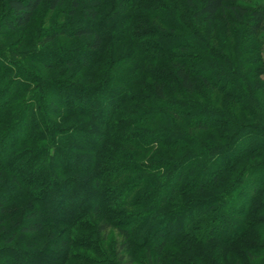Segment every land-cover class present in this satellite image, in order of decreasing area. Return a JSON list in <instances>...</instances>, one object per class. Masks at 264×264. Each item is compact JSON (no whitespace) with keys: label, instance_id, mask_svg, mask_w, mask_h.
I'll use <instances>...</instances> for the list:
<instances>
[{"label":"trees","instance_id":"obj_1","mask_svg":"<svg viewBox=\"0 0 264 264\" xmlns=\"http://www.w3.org/2000/svg\"><path fill=\"white\" fill-rule=\"evenodd\" d=\"M43 1L5 0L3 29L15 33L29 26ZM65 1L46 0L47 9ZM173 1L179 12L175 5L160 6L156 17L152 10L144 14L143 27L130 17L127 25L116 22L110 30L94 23L100 0H68L67 16L80 14L81 21L44 37L45 44L62 35L91 37L76 60L60 61L88 68L99 63L103 44L130 42L134 73L146 58L164 65L158 71L142 68L147 81L139 92L133 91L139 78L129 74L86 91L68 86L69 102L51 99L42 109H34V97L29 105H12L11 88L0 99L5 113L0 126H6L0 130V264H56L55 254L24 249L20 237L45 227L89 232L87 216L116 231L119 249L129 257L142 252L145 264H163L157 257L152 263L150 253L176 246L195 264H264V60L249 62L243 42L245 35L259 42L264 4L202 0L193 8L196 0ZM126 7L109 8L111 21ZM226 11L246 16L244 34L230 32L227 23L216 27L217 15ZM149 25L160 31L148 30ZM127 28L140 31L135 40ZM69 118H75L70 127L57 125ZM39 141V148L10 157ZM66 147L84 159L75 160ZM61 243L54 250L72 259L67 240ZM74 245L94 250L85 238ZM113 249L105 256L118 264L122 258Z\"/></svg>","mask_w":264,"mask_h":264},{"label":"rangeland","instance_id":"obj_2","mask_svg":"<svg viewBox=\"0 0 264 264\" xmlns=\"http://www.w3.org/2000/svg\"><path fill=\"white\" fill-rule=\"evenodd\" d=\"M201 1L202 0H196L194 2L193 8H196L197 5L201 3ZM234 3L243 7H250L258 3L264 4V0H234ZM119 4L127 6L125 14L122 17L116 18L115 21H111L114 12L112 10L109 11V8H112L113 5ZM98 5L100 8H102V10L94 23L101 24L110 30L113 28L116 22H121L120 24L124 23L127 25L126 21H128L130 17L134 18L136 25L138 24L139 26L143 27L144 25L142 23L146 22L144 19L146 18L144 14L147 11L152 10L155 13L158 12V14L153 15L156 17L159 15L158 8L160 6L173 7L175 5V8H179V6L175 4L173 0H100ZM86 6L93 5L88 3ZM67 7L68 0H66L63 5L59 6L55 10L50 11L47 9V2L45 0L35 12L32 22L29 26L17 30L15 33H10L9 31L4 30L2 27L3 25L1 23V19L7 13L8 8L5 0H0V99L2 97L5 98V95L8 94L6 93V90L11 88L9 90H12L13 93V99L10 101L12 105L16 106L20 105L21 103H26L29 105L34 97V109L37 107L42 109V107H45L49 104L51 99L55 102H61L63 99L66 101L67 99L66 102H69L70 96L69 93H66L69 90L67 89L68 86H78L80 90L86 91L88 88L95 87L92 85H99L106 79H112L114 81L117 80V78L125 79V76L129 74H135L134 77L139 78V83L135 82L138 86L133 89V91L136 93L139 92V88L145 85L147 81V77H142V68H150L151 71H155L156 69L162 68L164 66H156L152 61H148L146 58L143 62L138 64L139 66H143H140L142 68L138 74L134 73V70L137 67H132L129 65V63L131 64V62L134 60V56L130 54V52H133L134 50L130 42L124 44H114L108 42L103 44V55L99 59V63L95 66L93 65L88 68L79 67L78 65H64V63L60 62L62 59L69 58L76 60V53L84 51L85 45H87L92 40L91 37L70 39L62 35L56 37L49 43H44V37L50 31H64L68 23H71L72 21H81L80 14L73 18L68 17L66 13L68 9ZM93 8L96 10L95 6H93ZM178 8L177 11L179 12V9L181 10V8ZM245 17L246 16H233L231 12L226 11L217 15L215 25L216 27L221 28L223 24L227 23V28L230 32L241 35L243 32H245L246 28L245 23L247 21H245ZM149 20V22H151V19ZM154 20L155 22L158 21H156V19ZM161 20H163V18H161ZM158 28L155 25L154 27L152 26L147 29L158 32L160 31ZM126 32L134 35L132 40H135L136 36L140 34V31L136 28H127ZM176 35H179V33H176ZM113 36L115 37L116 35L113 34ZM256 39L259 40V42H254L251 37H246V35L243 37L244 48L247 51V59L249 62L256 61L261 56L264 60V24L263 30L257 33ZM116 40H118V36ZM122 40L128 41V38L123 37ZM211 48L218 52L217 48ZM112 66L114 67L112 68ZM154 66L156 68H154ZM199 66L201 65H195L194 67L198 68ZM53 88L56 91L65 90L66 94L63 95L64 98H62V95H58L55 92L52 93ZM82 98V101H90V99L94 100V98L91 97L82 96ZM217 99H219V97H217ZM68 107H71V105ZM36 110H34V113L39 112V110ZM4 114L5 113H0V119H2ZM74 120L75 118H69L64 122L60 121L57 125L70 127L72 124H74ZM5 128L6 126L4 125L0 126V130H4ZM42 144L43 143L39 141L32 145L23 146L12 152L10 157L15 155L16 152L28 148H39L42 146ZM65 149L69 150L68 154L75 156H73L75 160L84 159L83 155L73 151L71 147H66ZM64 161L65 159H60V162H62L61 165L65 164ZM140 163L141 166H146V164L148 165L147 162ZM70 164L73 165V162L71 161ZM77 167L81 168L82 166L81 164H77ZM69 174L71 175L66 174V177L74 176L72 174H75V172ZM87 223H89L90 227L92 228V230L89 232L84 230V228H79L78 231H71L70 229L65 228L56 229L53 227H45L41 233L31 236H21L20 241L23 243L24 249L29 247L30 251H43L52 257L55 254L53 260L56 264H99V262H109L110 264H115L113 259H108L107 256H105L108 251L111 252V249L114 247L115 249L113 250L115 256L118 252L119 256L122 258V261L118 264H145L146 258L142 252L132 251L134 257H129L126 253L120 251L119 246L120 243H122V238L116 231L107 227L106 224H103L101 219L94 218L93 216H87L85 224ZM93 225H95V227ZM96 227L98 229L100 228L101 232H97ZM97 236H99L98 240ZM83 238L87 239L93 244L94 250L86 251L85 249L79 247L74 248V242H76L78 239L82 240ZM65 240L68 242L67 249H69L73 254L72 256H74L72 259L70 257L68 258L67 255H65V252H60V250H54L53 248L57 245L56 242L63 243ZM27 242H34L37 244V246L35 248H31ZM150 257L152 263L154 258L157 257L163 264H179L183 261L187 264H190V262L194 263L195 261L194 257H192L191 254L187 253L180 246L168 247L159 254L150 253ZM211 260L214 262L213 258H211Z\"/></svg>","mask_w":264,"mask_h":264}]
</instances>
